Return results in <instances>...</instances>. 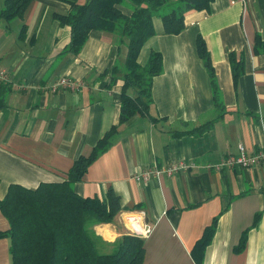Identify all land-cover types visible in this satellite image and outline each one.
I'll use <instances>...</instances> for the list:
<instances>
[{
  "label": "crops",
  "instance_id": "0c3cea01",
  "mask_svg": "<svg viewBox=\"0 0 264 264\" xmlns=\"http://www.w3.org/2000/svg\"><path fill=\"white\" fill-rule=\"evenodd\" d=\"M67 9L59 0H31L21 17L0 18V68L8 75L0 84V199L10 184L36 188L65 180L73 162L116 126L111 145L72 183L82 197L103 200L111 190L118 198L113 220L90 226L99 250L110 251L120 236L137 235L148 224L145 264H264V162L214 168L223 157L237 155L240 144L247 150L264 147V0H213L187 12L182 30L172 34L153 17L155 33L138 62L144 65L152 51L161 53L150 108L159 119L134 114L121 123L125 46L93 29L72 54L66 48L69 27L55 17ZM198 36L210 56L221 108L197 52ZM230 51L243 59L236 82ZM60 76L85 86L52 92L48 87ZM208 122L201 133L190 131ZM181 160L192 166L147 180L133 177ZM214 220L197 263L191 251ZM8 228L0 211V231ZM9 245L7 237L0 238V264H12Z\"/></svg>",
  "mask_w": 264,
  "mask_h": 264
},
{
  "label": "trees",
  "instance_id": "16d2710c",
  "mask_svg": "<svg viewBox=\"0 0 264 264\" xmlns=\"http://www.w3.org/2000/svg\"><path fill=\"white\" fill-rule=\"evenodd\" d=\"M31 0H4L0 18L11 20L21 17ZM68 5L55 17L61 25L69 27L67 50L78 54L91 30H101L126 46L120 79L123 81L120 96L119 122L134 114L159 117L150 113L153 77L162 71L160 52L152 51L144 65L138 55L143 44L154 33L153 17H160L165 33L182 30L184 16L190 10L208 7L213 0H59ZM121 7L128 8L124 12ZM197 52L203 60L210 78L214 104L221 108L219 87L209 53L201 36L196 39ZM234 81L243 71L242 55L228 53ZM116 72L119 71L116 69ZM115 80L112 79V81ZM132 89L133 94L127 90ZM4 98L0 92V108ZM212 123L196 126L191 132L201 133ZM116 126H111L98 140L88 155H80L61 182H44L36 188L10 184L0 199V211L9 228L0 231V238L10 241L12 264H145L144 241L133 234L120 236L108 252L99 250L90 226L111 222L118 213V198L109 190L105 199L82 197L74 192L72 183L81 180L91 162L112 143ZM215 220L209 225L191 254L200 263L205 246L214 230ZM244 245V236L237 249Z\"/></svg>",
  "mask_w": 264,
  "mask_h": 264
},
{
  "label": "built area",
  "instance_id": "2783aa9c",
  "mask_svg": "<svg viewBox=\"0 0 264 264\" xmlns=\"http://www.w3.org/2000/svg\"><path fill=\"white\" fill-rule=\"evenodd\" d=\"M8 80L7 71L0 68V84L5 83ZM85 86V82L81 79L73 78L70 76H60L49 87L52 92L59 90H71L78 91L81 87ZM21 88V86H19ZM264 162V147H259L251 150H247L242 144L238 146L237 155H227L223 157L220 162L214 166L215 169H219L224 166H240L248 168L250 166L260 164ZM192 164L186 161H177L170 163L166 166H152L148 167L133 177L136 180H147L150 176L159 175H172L182 170L189 169ZM152 227L144 225L141 230L135 231L139 237H146L151 233Z\"/></svg>",
  "mask_w": 264,
  "mask_h": 264
},
{
  "label": "rangeland",
  "instance_id": "374dc122",
  "mask_svg": "<svg viewBox=\"0 0 264 264\" xmlns=\"http://www.w3.org/2000/svg\"><path fill=\"white\" fill-rule=\"evenodd\" d=\"M125 46V45H124ZM125 49H126V46H125Z\"/></svg>",
  "mask_w": 264,
  "mask_h": 264
}]
</instances>
